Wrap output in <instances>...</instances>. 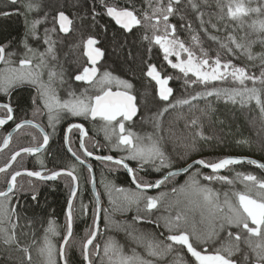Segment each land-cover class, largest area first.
Masks as SVG:
<instances>
[{
	"label": "snow or ice",
	"instance_id": "snow-or-ice-1",
	"mask_svg": "<svg viewBox=\"0 0 264 264\" xmlns=\"http://www.w3.org/2000/svg\"><path fill=\"white\" fill-rule=\"evenodd\" d=\"M182 5L196 13L200 29L205 34H208L209 25L216 31L221 30L211 19L207 23L203 19L205 13L201 8H211L209 0H144L139 8L135 0L123 3L121 0H91L86 10L93 27L103 28L105 32L113 22L117 31L128 36L143 29L140 39L147 42L146 51L152 53L157 49L158 53H162V61L179 74L162 75L150 56L144 62L142 73L150 82H155L154 100L159 106L150 117H142L152 125V131L143 135L128 127L129 123H136L135 118L142 111L134 85L111 71L101 72L100 65L106 50L101 47L102 42L97 35H82L75 45L82 48V56L86 58L75 73H66L59 63L58 42L73 34L76 19L83 20L84 17L78 13L70 17L64 5L57 6L47 0H7L6 6L0 8V18H24L22 38L0 40V128L11 122L13 131L35 129L42 138V141L38 140L36 135L27 132L32 145L13 151L7 162L0 166V174H5V187L0 189V246L6 254L4 264L13 259L7 255L11 252L20 254L19 264H71L68 253L73 246L74 200L80 180L76 174L77 165L86 168L89 174L86 182L95 187L93 165L87 160L89 157L104 164L110 173L123 169L134 188L118 187L102 174L100 183L108 195L110 208L103 207L101 194L94 191L92 222L79 244V264H169V257H174L172 264H264V177L241 171H236L232 178L220 174L231 166L244 164L264 171V162L231 155L216 160L192 159L190 152L195 149L196 142L211 139L203 131L199 119L186 121L187 135L184 132L177 135L171 127L165 130L161 119L182 106L192 108L193 101L201 99L207 101V106L200 112L207 115L212 110L208 98L214 97L241 110L254 105L264 125V52L252 51L253 44L264 45V18H260L264 17V6L251 7L244 0H227V4L224 0H215L220 21H237L243 27L244 17L257 14V19L248 25L251 32L240 39L231 32L226 41L208 34V38L219 43L230 57L222 59L219 53L210 56L200 46L198 35L191 36V46L180 39L178 26L171 19L176 16H180L182 21L185 19ZM81 6V0H75L72 5L74 8ZM101 17L108 18V23L100 24ZM227 27L225 24V30ZM179 28H187L191 32L192 25L181 23ZM252 36L256 38L252 39ZM196 48H199L198 53ZM237 56H246L247 60L259 63L237 65L232 59ZM254 68L258 69V75L252 71ZM174 75L183 79L187 88L202 86L203 90L188 97L176 98L169 86ZM70 81L82 82L87 87L77 92ZM65 85H68L65 89L67 98L60 95V89ZM20 90H29L25 102L29 104L33 118H26L25 113V118L17 122L16 109L23 98L14 103L13 97ZM38 117H46L47 126L53 128L68 117L102 121L101 130L110 145L109 150L124 155H98L90 151L85 143L88 131L84 125L69 123L64 130V145L76 163L48 170L39 156L47 150L50 135L45 126L37 121ZM73 130L79 132L76 149L70 139ZM12 139V132L3 136L0 152L10 147ZM169 142H179L184 151L173 157L167 152ZM22 154L37 157L40 170H12ZM130 162H135L136 166H131ZM147 169L159 176L154 180H145L137 175ZM202 170L210 171L205 173ZM182 174L187 179L179 184L176 178ZM21 176L30 178L29 185L33 190L28 194L34 201L38 200L39 191L31 178L39 182L56 181L61 176L71 179L63 235L55 221L49 220L39 240L35 235L29 242L22 238L27 233L21 225L23 217L16 202L17 193L24 191L17 184ZM201 179L225 185H234L239 181L244 187L243 190L233 188L221 194L202 183ZM168 184L172 185L171 195L163 191L158 195L149 194L150 190H159ZM160 208H164L167 214L157 216ZM133 209L136 212L131 218L133 223L112 220V213ZM89 211V206L81 202V215L88 216ZM141 223L154 227L151 231L142 230L136 226ZM113 227L125 233L128 238L126 243H120L109 235ZM57 236L61 237L58 242L54 241ZM185 256L190 259H185Z\"/></svg>",
	"mask_w": 264,
	"mask_h": 264
},
{
	"label": "trees",
	"instance_id": "trees-1",
	"mask_svg": "<svg viewBox=\"0 0 264 264\" xmlns=\"http://www.w3.org/2000/svg\"><path fill=\"white\" fill-rule=\"evenodd\" d=\"M49 3H53L57 6L64 5L65 11L70 15L78 13L80 17H84L83 20L76 19V31L71 34L77 38L69 40L67 37L63 39L62 42L57 44V54L59 53L60 58H67L66 55L69 52H74V57L77 59L82 48H78L77 45L80 42V36L84 33L94 34L99 37L101 40V47L106 50V56L103 63L101 64V70H108L123 79L129 80L134 85L135 94L138 96L140 105H141V114L138 118L140 119L141 125L138 127V131L142 133H147L152 131V125L147 123L146 120L142 117H150L153 112L158 108L156 100H154L155 93V82L149 81V78L143 75L142 68L144 67V62L151 57V62L157 64L158 68L161 70L162 75L176 74V70L169 68L166 62L162 61V53H158L157 49H154L152 53H148L147 42L140 39V35L143 32V29L139 31H134L132 35L128 36L122 34L121 31L116 30L114 23L110 24L108 30L105 32L103 28L93 27L91 24V17L86 15V10L88 5L91 3V0H81V7L74 8L72 5L75 3V0H47ZM113 2V0H109ZM125 2V0H121ZM246 4H250L251 7L264 6V0H244ZM136 7H141L144 3V0H135ZM209 3L212 5L211 8L203 7L201 10L205 13L203 19L207 23L210 19L212 23L218 24L220 31L208 26V34L217 36L220 41H226L227 35L231 32L236 36L237 39L246 36L247 33L251 32V29L248 25L252 20L257 19V14L251 13L248 17L243 18V27L240 26L237 21H220L218 19L219 10L215 7V0H209ZM224 3L227 4V0H224ZM183 15L185 19L182 21L180 16L173 17L171 22L178 26V35L180 39L184 40L186 44L191 46V36L198 35L200 37V46L206 49L209 52L210 56H215L217 53L220 54L222 59H229L228 54L220 48L219 43L216 41L210 40L208 34H205L200 29V22L196 19V13L192 11L190 7L183 6ZM226 11V8H225ZM264 18V17H260ZM24 19V18H23ZM100 24L108 23V18L101 17L99 18ZM181 23L188 24L191 23L192 30L191 32L187 28H179ZM225 24L228 25L225 30ZM19 30V21L14 18V16L7 18L6 21L1 20L0 23V35L7 37L8 39H17ZM42 31V30H41ZM255 39V36L251 37ZM197 53L199 48H196ZM253 53H262L264 52V45L259 43L253 44L252 46ZM64 53L66 55H64ZM173 59V58H172ZM233 62L237 65L250 66L253 63L258 65L259 61H249L246 56H237L232 57ZM256 74H259L257 68L252 69ZM194 79V78H193ZM169 86L173 88L176 98L188 97L194 95L195 92L203 90L202 86H192L187 88L184 85L183 79L174 78L170 80ZM158 100V98H156ZM212 103V110L208 112L207 115H202L200 109H204L207 106V101L201 99L199 101H193L194 107L190 108L185 105L180 108H177L174 111H170L164 117H162L163 125L165 130L169 127L177 134L184 132L187 135L185 130V123L192 118H198L199 123L203 127L205 134L211 139L207 141L198 140L195 145V149L190 152L192 159L197 158H206L209 160H216L224 156H246L249 158H254L260 162H264V125H262L259 110L255 108L254 105H250L248 109L241 110L238 106L226 105L223 101H217L214 97L208 98ZM151 109V111H149ZM190 139V137H189ZM237 141H246V143H237ZM167 152L173 157L177 156V153H182L184 148L180 146L179 142L172 143L169 142L166 145ZM191 162V160H189ZM205 173L207 171L202 170ZM236 171L241 172H252L257 176L264 177V172L260 169L255 168L252 165H237L231 166L226 169L224 172L220 173L222 175H227L232 178ZM209 172V171H208ZM86 173V172H85ZM103 176L107 177L109 181H112L118 186V174L116 172L110 173L108 168L98 170L97 180L100 182ZM139 177L145 180H153L154 175L150 169H147L145 173L139 174ZM89 178L88 173L85 176L86 188L88 190L87 180ZM187 176L181 175L177 177L176 180L179 184H183ZM201 182L207 184L209 187H212L221 194L225 191H230L231 189L243 190V185L236 181L234 185H225L220 182H207L201 179ZM121 187L124 188H133L130 182L125 176L124 181L121 180ZM171 184L163 186L159 190H154L149 192L150 195H158L159 192H167L171 195ZM108 198V195H107ZM104 198L103 207L110 208L108 199ZM65 205H66V195L64 189H51V188H42L39 192L38 200L34 201L31 199V196L28 195L25 200V205L21 209V225L23 230L27 233L25 242H29L33 235L39 240L44 234V228L47 227L49 220H53L56 223L58 231L63 235L66 230V219H65ZM135 209L130 212L112 213V220L115 222H123L124 224H131L132 216L135 215ZM167 214L164 208H160L156 212V215ZM87 227L90 226L92 222V216L87 217ZM142 230L151 231L154 225H148L141 223L136 225ZM104 225L101 223V228L103 229ZM232 231H236L232 229ZM85 234H75L73 239V246L69 250V257L71 264H79L81 260L79 244L81 239ZM109 235L114 236L120 243H126L127 237L123 231L116 230L115 227L109 230ZM226 236V233L223 234ZM60 236L54 238V241L58 242ZM218 246V245H217ZM6 254L0 246V264H4V256ZM7 255L13 257L9 261V264H19V255L18 253L11 252ZM35 257V252H33ZM239 258V257H238ZM169 264H172L174 257H169ZM185 259H190V257L185 256Z\"/></svg>",
	"mask_w": 264,
	"mask_h": 264
},
{
	"label": "flooded vegetation",
	"instance_id": "flooded-vegetation-1",
	"mask_svg": "<svg viewBox=\"0 0 264 264\" xmlns=\"http://www.w3.org/2000/svg\"><path fill=\"white\" fill-rule=\"evenodd\" d=\"M7 0H0V8H4L6 6ZM15 19L19 21V34L18 38L20 39L23 37L24 34V19L23 16H14ZM7 18H0V23L1 20L6 21ZM114 23V22H113ZM117 27V26H116ZM84 37L89 35V33H84L82 34ZM69 37V38H68ZM67 38L69 40H73L74 38L76 39L77 37L74 35H70ZM8 39L6 36L4 37L1 33L0 35V40ZM81 39V36L80 38ZM15 40V39H13ZM43 49L41 48V51ZM79 57L76 59L74 57L75 53L73 52V56H67V58H60V54L58 53V60L61 65H63L65 72L66 73H75L78 68L84 63L86 60L85 57L82 56V49L80 50V53H77ZM103 63V62H102ZM101 63V64H102ZM101 68V65H100ZM102 72V70H101ZM68 79V76L66 75L65 77ZM74 89L79 92V90L83 87H87V85H84L82 82H75V81H70ZM68 87V85H65L64 88L60 89V95L64 98H67L66 96V91L65 89ZM115 90V89H114ZM28 91L29 90H20L16 96L13 97V102L15 103L16 100H21L20 105L16 109V116H17V122H19L20 119L25 118V113H27L28 119H32V113H31V108L29 104H27L25 101L27 100L28 96ZM138 118L136 119V123L133 125L131 123L128 124V127H130L134 132L140 134V130L138 131ZM38 122L42 123L45 126V131L50 135V141H49V146L47 150L39 156V158H42L44 161V167L48 170H58L63 167H67L70 163H76L74 158L71 156L70 153L67 152V148L64 145V130L67 128L69 123H81L84 125L86 130L88 131V136L85 138V143L86 146L90 151H93L96 154H103V155H108L112 154L114 156H120L124 155L122 152H115V151H110V145L108 141H106L103 138V131L101 130V125L102 121H91L90 119H85L84 117H68L67 119L61 120L58 124L55 125V127H48L47 126V118L46 117H38L36 118ZM14 125L9 123V125L5 126L4 128H0V142H2L3 136L7 134V132H12V141L10 142V147L3 152H0V166H2L4 163L7 162V160L10 158V155L13 151L18 150L20 147L23 146H31L32 145V140L31 136L26 135L27 132H31L33 135H36L38 140L42 141V138L39 135V132L35 129H22L20 131H13ZM78 136L79 132L78 130H73V132L70 134V139L72 141V145L74 149L78 148ZM82 155V153H81ZM88 162L93 165V172L95 173V184H96V189L97 192L100 193V197L103 202L104 195L102 193V185L101 183L97 180V175H98V170L104 169L105 165L102 164L100 161H91L87 158ZM131 166L135 167V162H130ZM22 168H27L28 170H40V165L37 163V157L33 156H27L23 155L18 158V161L14 164L12 170H20ZM87 170L83 166L77 165V170L76 174L80 177L79 180V189H78V195L74 200V235L79 233V234H85V230L88 228L87 227V217L91 215V208L94 203V195H92L91 192V184L87 182L88 184V190L86 188L85 182V176ZM118 187L120 186L121 180L124 181L125 176H127L126 172L123 169H120L118 172ZM145 173L143 172H138L137 175ZM89 175V174H88ZM154 179L159 176L158 173H154ZM29 179L27 176H21L18 178L17 184L18 187L22 186L24 191L18 192L17 196V203L20 206V211L25 205V200L27 199V196L30 195V193L33 189L29 185ZM33 180V183L35 184L36 189L40 192L42 188H51L53 189H64L65 190V195H66V205H67V199L70 193V189L72 186L71 179L67 176H61L58 178L56 181H48V182H39L36 181L35 178H31ZM153 179V180H154ZM127 180L129 182L128 176ZM131 184V182H130ZM132 185V184H131ZM5 187V174H0V189H3ZM133 187V185H132ZM134 188V187H133ZM81 202L83 204L89 206V215L88 216H83L81 215L80 212V205ZM65 205V207H66ZM103 205V204H102ZM67 208V207H66ZM65 208V212H66ZM66 219V216H65Z\"/></svg>",
	"mask_w": 264,
	"mask_h": 264
},
{
	"label": "water",
	"instance_id": "water-1",
	"mask_svg": "<svg viewBox=\"0 0 264 264\" xmlns=\"http://www.w3.org/2000/svg\"><path fill=\"white\" fill-rule=\"evenodd\" d=\"M240 157H246V156H240ZM249 158V157H248ZM89 160H91V161H96L95 159H93V158H91V157H89L88 158ZM197 159H199V158H197ZM251 159H254V158H251ZM258 161V160H257ZM260 162V161H259ZM226 169H224V170H222L221 171V173L222 172H224ZM205 171H210V170H205ZM264 172V171H263ZM127 174V173H126ZM94 177H95V173L93 172V174H92ZM128 179H129V182H130V178L128 177ZM89 184H91V192H92V195L94 194V191L95 192H97V189H96V184H95V187L93 186V184L92 183H89ZM133 187H134V185H133ZM154 190H157V189H152V190H150L149 192H153ZM100 201H101V204H102V199H101V197H100ZM66 207H67V205H66ZM67 209V208H66Z\"/></svg>",
	"mask_w": 264,
	"mask_h": 264
},
{
	"label": "rangeland",
	"instance_id": "rangeland-1",
	"mask_svg": "<svg viewBox=\"0 0 264 264\" xmlns=\"http://www.w3.org/2000/svg\"><path fill=\"white\" fill-rule=\"evenodd\" d=\"M73 54V52H69V56H71ZM64 55H66L65 53H64ZM67 55V56H68ZM73 56V55H72ZM173 60H174V58H173ZM141 125V122H140V119H139V121H138V124H137V126L139 127L140 125ZM144 133L142 132V133H140V135H143ZM103 138H104V133H103ZM105 139V138H104ZM103 187V186H102ZM102 193H103V195H104V198L106 199L107 198V194H106V192H105V189H104V187H103V189H102ZM104 198H103V201H104ZM108 199V198H107Z\"/></svg>",
	"mask_w": 264,
	"mask_h": 264
}]
</instances>
